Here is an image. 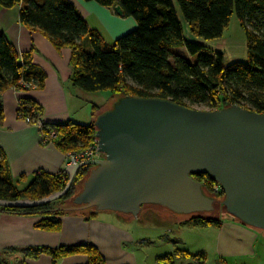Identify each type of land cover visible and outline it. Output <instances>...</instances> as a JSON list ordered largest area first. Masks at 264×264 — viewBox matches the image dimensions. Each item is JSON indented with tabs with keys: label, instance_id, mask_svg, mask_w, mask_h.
I'll return each instance as SVG.
<instances>
[{
	"label": "trees",
	"instance_id": "16d2710c",
	"mask_svg": "<svg viewBox=\"0 0 264 264\" xmlns=\"http://www.w3.org/2000/svg\"><path fill=\"white\" fill-rule=\"evenodd\" d=\"M22 1L21 24L39 30L56 47L70 46L71 81L81 91L114 93L119 88L126 97L170 100L185 107L204 106L210 111L238 105L264 114V0H177L187 29L197 41L186 39L172 0H85L102 6H119L125 17L135 21V28L111 45L106 44L97 32L89 30L84 18L67 0H0V6L12 8ZM233 13L245 31L247 58L224 64L223 54L214 53L204 43L222 36ZM86 38L92 52L83 47ZM179 48L190 56H196L195 62H189L176 53L175 49ZM45 78L43 70L28 58L24 57L19 62L10 43L0 34V93L12 87L22 89L21 83L41 88ZM21 106V112L30 118L38 111L29 100H21ZM2 115L0 101V120ZM54 129L53 142L65 150V154L80 146H89L96 134L94 123L86 126L67 123ZM42 132H48L45 126ZM87 169L84 168L83 172ZM81 171L75 181L82 176ZM194 178L202 183L205 194L223 195L218 185L208 177L196 175ZM65 184L57 176L42 174L33 176L24 190H17L0 151V200H39L63 190ZM71 190L67 197L73 195ZM52 210V205L48 204L30 208L0 207L1 212L42 217L36 226L45 230H57L60 217L67 213H81L91 220L98 212L96 209ZM221 221L220 217L202 216L190 220L194 225H219ZM180 252L200 264L205 263L202 253L176 250L174 255ZM42 253L48 254L53 264L60 258L77 254L86 255L89 259L87 264H104L98 250L89 244L57 250L42 248L32 251L30 256ZM158 261L174 264L171 255L160 257Z\"/></svg>",
	"mask_w": 264,
	"mask_h": 264
},
{
	"label": "crops",
	"instance_id": "0c3cea01",
	"mask_svg": "<svg viewBox=\"0 0 264 264\" xmlns=\"http://www.w3.org/2000/svg\"><path fill=\"white\" fill-rule=\"evenodd\" d=\"M67 1L81 14L89 30L97 32L106 44H113L136 26L135 22L128 21L131 18L125 17L122 10L121 15L117 14L116 5L108 7L95 1ZM172 1L186 39L197 41L187 29L177 0ZM23 7V1L12 8L0 6V34L10 43L19 62L24 57L28 58L43 70L46 78L41 88L26 90L12 87L0 93L3 107L0 151L12 182L19 191L24 190L35 175L57 176L67 181L65 150L54 144V138L45 143L43 140L47 133L55 132L57 125H91L98 115L95 112L98 106L93 105L92 110L90 102L81 95L82 91L72 84L70 46L56 47L39 30L21 24L19 14ZM204 44L209 47L207 43ZM181 49H175L176 53ZM21 100L34 103L38 109L35 118L42 121L47 133L43 134L42 129L34 123H26L18 116ZM96 215L94 220H88L81 213H67L60 217L57 230H45L36 226L42 219L40 216L0 211V264L21 261L23 264H53L46 253L36 257L30 255L32 251L42 248L57 250L86 244L98 250L104 264H163L151 251L155 246H162L161 242H155L158 236L157 232L152 231L154 227L148 225L139 230L136 223L138 217L127 214L98 212ZM221 220L219 225H193L190 230L196 234L201 232L198 235L201 240L192 244L189 250L182 239L186 247L183 251L202 253L205 256L204 264H264V231L246 226L231 217ZM165 256L170 254L162 257ZM88 261L86 255L77 254L60 258L54 264H87ZM181 264L190 263L185 261Z\"/></svg>",
	"mask_w": 264,
	"mask_h": 264
},
{
	"label": "water",
	"instance_id": "95a60500",
	"mask_svg": "<svg viewBox=\"0 0 264 264\" xmlns=\"http://www.w3.org/2000/svg\"><path fill=\"white\" fill-rule=\"evenodd\" d=\"M118 15L121 8H115ZM103 155L72 199L73 207L136 217L143 206L174 214L212 213L216 201L194 176L223 194L228 215L264 231V114L238 105L201 111L170 100L125 97L94 121ZM80 167L65 169L64 190L43 199L0 200L2 208H30L67 193Z\"/></svg>",
	"mask_w": 264,
	"mask_h": 264
},
{
	"label": "rangeland",
	"instance_id": "374dc122",
	"mask_svg": "<svg viewBox=\"0 0 264 264\" xmlns=\"http://www.w3.org/2000/svg\"><path fill=\"white\" fill-rule=\"evenodd\" d=\"M176 1V0H175ZM132 23L135 21L131 18ZM135 27L133 26L132 29ZM132 29H129L132 31ZM129 31V32H130ZM128 32V31H127ZM128 32V33H129ZM127 34V33H126ZM103 35L105 36V33L103 32ZM124 35V34H123ZM87 39V38H86ZM209 50L213 51L214 53H222L224 57V64H230L233 61L235 62H241L245 61L247 58V44H246V35L244 29L241 27L239 20L235 13L232 14L230 17L229 23L224 30L222 36L220 38L207 41ZM83 47L87 52H92V48L90 46V43L87 41H83ZM178 53L185 57L187 61L189 62H195L196 56H190L188 55L184 49L178 50ZM78 91H81L78 89ZM84 97L87 98V100L91 104V109L93 110V105H97L98 107H95V112H98V115L112 110L114 103H117L119 99L125 98L126 95L124 93L120 92V89L117 88L114 93L110 91H97V92H85L82 91V94ZM189 108L201 110V111H210L204 106H191ZM97 115V116H98ZM96 116V118H97ZM95 118V119H96ZM95 121V120H94ZM96 130V129H95ZM93 167H88L86 172H83V169L81 172L83 173L82 176H79L78 179L75 178L73 180V188L67 191L65 195H63L61 198L52 201L48 205H52L53 209L54 207L60 208H69L72 207V199L80 192L83 183L87 179L90 170ZM62 177L59 178L61 182L67 183V181H62ZM66 186V184H65ZM64 186V188H65ZM63 188V190H64ZM72 191L73 195L70 197H67L69 191ZM62 191V190H61ZM60 192V191H58ZM209 196L212 198L214 197L216 204H215V210L212 213H201V214H194V215H179L174 214L170 212L169 210L160 207V206H143L141 209V212L136 216L137 218V224L138 228L145 229L148 225L151 227H154L152 231L157 232L156 236H158L155 240L156 243H162V246L151 248V251H153L156 255V258L162 257L164 254H170L174 259V264H181L186 261V263L190 264H200V262L196 259H192L189 256H186V254L180 252V254L174 255L176 250L183 251L184 247L181 240L185 241L187 243V246L190 250L192 244H196V241L201 240V237L198 236L201 232H198L196 234L195 231H191L190 229L193 227V223L190 222L192 217L195 216H202L205 218H214V217H220V219L229 218L230 216L226 213L225 208L221 205V202L223 200V195L220 196L219 193L216 195L214 192L208 193ZM13 209V208H8ZM147 209L149 211L145 212ZM84 211V210H83ZM99 212V211H98ZM96 212V213H98ZM234 219V218H233ZM94 220V219H91ZM191 231V232H190ZM166 243V244H165ZM185 253L189 254H195L196 252L193 251H187ZM5 261L6 258L4 257ZM22 260V259H21ZM21 264V262H16L13 264ZM23 264V263H22Z\"/></svg>",
	"mask_w": 264,
	"mask_h": 264
},
{
	"label": "built area",
	"instance_id": "2783aa9c",
	"mask_svg": "<svg viewBox=\"0 0 264 264\" xmlns=\"http://www.w3.org/2000/svg\"><path fill=\"white\" fill-rule=\"evenodd\" d=\"M21 86L28 90V89H33L35 88L34 85L32 84H27V83H21ZM22 106L19 105L18 107V116L22 118L26 123H34L38 128L42 129L43 123L39 118H35L36 112H34V117L30 118L28 116H25L21 112ZM54 133L50 132L47 133L45 138H44V143L49 142L50 139L54 138ZM98 150V139L94 138L93 142L87 146V147H80L77 150L74 151H69L65 154V168H70V167H76L79 166L80 169L82 168H88V167H93V163L99 159L103 158V155L99 153ZM60 177H58L59 179ZM215 190L218 189V187L214 188Z\"/></svg>",
	"mask_w": 264,
	"mask_h": 264
}]
</instances>
